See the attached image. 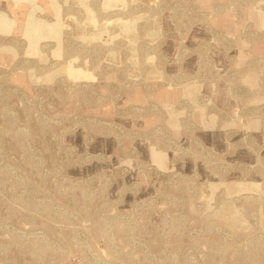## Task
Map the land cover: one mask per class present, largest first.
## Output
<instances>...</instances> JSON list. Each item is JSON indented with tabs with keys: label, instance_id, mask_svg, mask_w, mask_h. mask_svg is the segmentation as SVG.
Wrapping results in <instances>:
<instances>
[{
	"label": "rangeland",
	"instance_id": "rangeland-1",
	"mask_svg": "<svg viewBox=\"0 0 264 264\" xmlns=\"http://www.w3.org/2000/svg\"><path fill=\"white\" fill-rule=\"evenodd\" d=\"M0 264H264V0H0Z\"/></svg>",
	"mask_w": 264,
	"mask_h": 264
}]
</instances>
